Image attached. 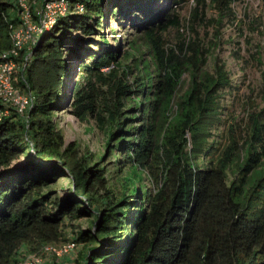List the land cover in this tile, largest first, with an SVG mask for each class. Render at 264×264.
Segmentation results:
<instances>
[{
  "label": "trees",
  "instance_id": "16d2710c",
  "mask_svg": "<svg viewBox=\"0 0 264 264\" xmlns=\"http://www.w3.org/2000/svg\"><path fill=\"white\" fill-rule=\"evenodd\" d=\"M117 1L71 0L84 10L60 16L25 53L34 59L18 83L33 105L0 122V264H24L35 245L67 241L76 243L68 264H264V109L241 135L232 123L218 143L229 72L208 69L203 43L170 44L165 31L180 25L171 9ZM19 11L17 0H0V52ZM126 11L144 19L136 24ZM109 13L144 28L122 56L120 41L103 32ZM39 62L54 72L48 86H36ZM62 109L104 133L100 152L65 141L55 120ZM64 178L71 189L62 199Z\"/></svg>",
  "mask_w": 264,
  "mask_h": 264
},
{
  "label": "rangeland",
  "instance_id": "374dc122",
  "mask_svg": "<svg viewBox=\"0 0 264 264\" xmlns=\"http://www.w3.org/2000/svg\"><path fill=\"white\" fill-rule=\"evenodd\" d=\"M221 1L157 0L155 7L151 5L152 3H148L149 0H136L135 3H143L147 9L154 11H161L166 7L167 10L171 9L170 12L178 14L179 27H169L164 33L170 44H178L184 39L188 42L193 40L203 43L202 48L208 57V69L213 71L219 64L229 72L233 87L230 91H225L222 98L221 112L224 121L215 138L218 143L222 142L221 145H224L228 139L226 131L230 130L229 126L232 123L237 128V134L241 135L244 133V126L249 115L253 111L258 112L264 109V0ZM114 2L118 3L117 0ZM225 2L227 5L231 2L230 12L223 9L226 6ZM115 3H112L111 13L116 9L113 7ZM119 3L121 4L123 1L119 0ZM111 13L106 20L107 26L103 32L115 47H118L120 41V56H122L130 41L143 35L144 28L137 29L131 25L129 20L124 23V16L114 18ZM126 17L127 19L132 18L130 20L136 19V24L144 19V16L134 15V12L131 11H126ZM219 18L220 21L217 20ZM110 28L116 30V33L113 34ZM78 34L76 33L72 37ZM139 44L142 46L143 58L148 59V47L142 38L139 39ZM33 59L34 57L31 55L30 60L33 61ZM49 68H51L49 63L39 62L36 65L34 79L37 87L39 85L48 86L50 82L54 81V72L47 71ZM104 70H108V68L104 67ZM186 81L188 80L186 79ZM18 86L21 87L19 83ZM55 120L64 133L65 141L76 143L84 154L100 152L103 149L105 135L94 122L83 123L66 109L59 111L55 115ZM26 163L27 158L24 156L14 162L11 168H19ZM57 188L61 198H66L71 189L68 179H61ZM75 224H80L82 228L89 225L87 219L75 221ZM64 232L62 235L64 239L71 237L73 233L68 228ZM40 245L34 246V252L42 253L44 245ZM67 258L60 259L62 262L57 263L68 264L69 259ZM52 260L49 258L47 261Z\"/></svg>",
  "mask_w": 264,
  "mask_h": 264
},
{
  "label": "built area",
  "instance_id": "2783aa9c",
  "mask_svg": "<svg viewBox=\"0 0 264 264\" xmlns=\"http://www.w3.org/2000/svg\"><path fill=\"white\" fill-rule=\"evenodd\" d=\"M17 3L21 23L10 33V46L0 52V122L12 110L24 115L33 105V92L18 86L19 74L30 62V53H25L31 50L45 31L54 26L60 16L84 10L82 3L72 6L71 0L34 1L36 6L33 8L29 0H17ZM75 249L76 243L71 241L46 244L41 254H28L24 264H44L49 258L68 257Z\"/></svg>",
  "mask_w": 264,
  "mask_h": 264
},
{
  "label": "clouds",
  "instance_id": "9594fccd",
  "mask_svg": "<svg viewBox=\"0 0 264 264\" xmlns=\"http://www.w3.org/2000/svg\"><path fill=\"white\" fill-rule=\"evenodd\" d=\"M33 253H34V252H33ZM29 254H30V253H29ZM27 255H28V254H27ZM27 255H26V256H27ZM26 256H25V257H26ZM24 260H25V258H24Z\"/></svg>",
  "mask_w": 264,
  "mask_h": 264
}]
</instances>
